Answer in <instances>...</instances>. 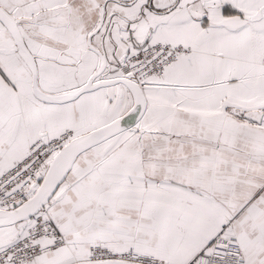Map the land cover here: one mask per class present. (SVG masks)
<instances>
[{
	"label": "snow or ice",
	"instance_id": "6c2138e0",
	"mask_svg": "<svg viewBox=\"0 0 264 264\" xmlns=\"http://www.w3.org/2000/svg\"><path fill=\"white\" fill-rule=\"evenodd\" d=\"M0 264H264V0H0Z\"/></svg>",
	"mask_w": 264,
	"mask_h": 264
}]
</instances>
